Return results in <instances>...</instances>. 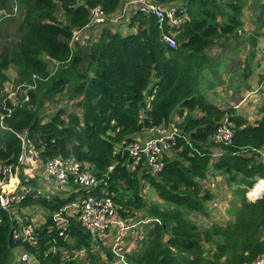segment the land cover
Here are the masks:
<instances>
[{"label": "trees", "instance_id": "trees-1", "mask_svg": "<svg viewBox=\"0 0 264 264\" xmlns=\"http://www.w3.org/2000/svg\"><path fill=\"white\" fill-rule=\"evenodd\" d=\"M11 1L0 0V13L10 10ZM124 1L20 0L27 7L19 17L16 33L7 34V25L2 22L0 111L6 113L1 93L11 67L16 69L20 85L37 78L36 89L28 91L29 103L17 107L5 120L11 130L0 128V165L15 163L20 156L23 143L18 135H27L42 160L75 158L87 165L98 179L106 181L104 193L124 210L142 211L161 221L149 230L140 253L130 256L133 264L253 263L264 255V197L250 203L246 195L258 178H264V164L256 151L264 149V108L260 107L261 118L254 124L230 108L234 140L229 146L218 145L213 138L226 112L197 87L211 68L218 73V68L224 67L219 54L208 53L216 44L221 43L226 50L233 39L240 43L248 40L253 61L257 40L264 44V7L257 12V6H252L253 11L246 13L252 0H171L188 13V20L176 31L175 49L161 40L158 21L142 14L130 22L122 21L116 31L104 28L97 32L96 42L88 40L70 47L73 30L89 23L93 8L101 6L107 14H114ZM61 11L64 22L57 16ZM121 25L127 30L120 32ZM235 44L233 54L239 50ZM50 64H54V72ZM251 67L243 80L247 81L257 66ZM212 80L215 82V77ZM53 104L57 105L54 115L48 119L41 116L42 108ZM176 112L179 117L187 112L180 124L185 138L178 140L173 158L165 156L164 170L157 176L142 168L130 171L128 155L117 147L131 143L146 129L167 123ZM215 152L222 154L215 158ZM208 175L217 181L227 180L220 191H232L233 217L224 227L214 224L200 231L190 216L206 214L207 203L219 188H207ZM146 186L155 190L161 204L142 197ZM97 192L103 191L99 188ZM61 195L50 201L33 200L34 195H30L16 207L22 215L38 203L47 210L50 218L37 231V246L14 241L18 222L0 206V264H10L17 247H24L41 264H86L51 251L64 247L71 258L73 251L90 250L93 244L77 219H71L69 239L60 237L56 229L50 232L49 227H55L51 215L73 201V196L64 199ZM204 242L217 247L211 258L206 257ZM104 262L100 255L91 254L87 264Z\"/></svg>", "mask_w": 264, "mask_h": 264}, {"label": "built area", "instance_id": "built-area-1", "mask_svg": "<svg viewBox=\"0 0 264 264\" xmlns=\"http://www.w3.org/2000/svg\"><path fill=\"white\" fill-rule=\"evenodd\" d=\"M19 4L13 8V14H16ZM145 17H154L158 22L161 30V40L170 48L178 47L176 40L177 30H179L188 20L187 9L184 6H176L171 0H126L122 2L119 9L114 14H107L101 6H97L91 10L90 20L83 28L73 30L70 39V47L74 48L76 44H86L88 40L94 42L99 40V34L102 29L114 26L115 29L122 21L130 22L131 19L138 15ZM127 17L128 20L124 18ZM166 28L170 29L171 35L165 33ZM98 32V33H97ZM264 42V38H263ZM36 76H33V83H24L13 90L12 93L3 99V109L6 113L0 111V128L5 131L11 129L5 125V120L11 116L17 107H23L29 103V90L36 89ZM263 85H257L255 93L261 92ZM20 94H22L20 96ZM252 94V93H250ZM248 95L244 101L250 96ZM243 101V102H244ZM242 102V101H241ZM241 104V103H240ZM233 107L225 106L223 111L225 115L219 123V127L214 135V142L218 145L229 146L232 144L235 136L234 124L231 121L230 108L239 110L241 105ZM10 105V106H9ZM9 106V107H8ZM187 112L183 117L178 116V112L174 113L173 118L176 122H167L158 127L146 129L147 138L140 141H134L127 145L122 154L128 152L130 171L135 172L142 168L145 171L157 176L165 167V156L174 153L177 141L185 138L180 124L184 121ZM171 119V120H172ZM18 137L22 140V152L15 163L2 162L0 165V206L10 215H15L14 219L18 222L17 229L13 232V239L16 242L28 243L29 245H38L37 231L41 226L48 222L49 214L47 210L40 206L33 205L27 209L24 214L17 212V205L26 201L30 195L49 196L47 200L61 195V198L68 199L73 196L72 203L67 204L58 213L51 215L52 222L56 227H49L50 232L55 229L60 237L69 239L71 219H77L81 222L86 232L91 236L93 244L90 250L85 248L73 251L70 258L69 253L64 247L51 249L53 253H66L68 260H81L86 264L89 262V256L100 255L104 260V264H133L128 255L124 239L133 230L140 229L141 226L152 228L156 224H161L157 218H151L145 212H130L127 218L120 214L123 209L112 196H109L104 190L107 188L105 180H100L87 165H81L75 158L63 159L61 157L42 160L40 151L27 140V135ZM260 161L264 164V149L256 150ZM222 153H214L217 158ZM40 163V167L36 163ZM38 166V167H36ZM40 168V169H39ZM112 169V167H111ZM38 170V171H37ZM52 180L53 184H44L45 188L38 187L40 180ZM36 180V183H32ZM13 181L14 184L12 183ZM217 179L213 176H207V188L214 186ZM101 188L102 193L97 190ZM217 186L213 188L215 191ZM218 188L216 191H219ZM154 194V195H153ZM147 195H153L151 198ZM264 195V178L258 179L256 184L247 193L248 201L255 202L257 198ZM143 198L151 203H162V200L153 191L148 188L144 189ZM212 210H216L220 206V200L213 198L208 201ZM205 217V213H193L192 215ZM191 215V216H192ZM190 216V221H192ZM197 226V225H196ZM206 225L203 224V227ZM143 238V237H142ZM141 238V239H142ZM144 241V239L142 240ZM129 250V249H128ZM108 254L111 260L108 259ZM17 258L16 264H41L39 259L31 254L24 247H17L14 253ZM244 264H264V255L253 263Z\"/></svg>", "mask_w": 264, "mask_h": 264}, {"label": "rangeland", "instance_id": "rangeland-1", "mask_svg": "<svg viewBox=\"0 0 264 264\" xmlns=\"http://www.w3.org/2000/svg\"><path fill=\"white\" fill-rule=\"evenodd\" d=\"M21 2H20V0L11 1L10 10H5V11H2L0 13V16L2 17V18L0 17L1 30L4 31V29H3L4 27L2 26V24L5 23L7 25L6 26V33L7 34L9 33V35H13L16 33L17 22L20 21L19 17H21V15H23L24 10L27 7V6H25L24 3H21ZM16 3L19 4L18 12L16 14H14V16H8V15H11L9 13L13 14V8L12 7H14V5ZM249 5H251V6L250 7L248 6L246 13H249V12L251 13V11H253L252 6H257V12H260L262 10V8L264 7L263 0H252V2H249ZM11 10H12V12H10ZM57 16H58V19L60 21L64 22V16H63L62 11L59 12L57 14ZM8 17H14V19H8V20H13V21L6 20ZM124 19L128 20L127 17H125ZM112 29H113L112 31H116L114 26L112 27ZM119 29H121L120 32H124L127 30V28H125L124 25H121ZM251 30H253V29L251 28ZM165 33L168 35H171L170 29L166 28ZM249 42L250 41H248V40L242 39V42L240 43L239 39H233L232 44H231L232 46L230 45L229 48L226 50H224L222 48L221 43L219 45H217V44L214 45L211 49L208 50V53L210 55H212V51H214L217 54H219L220 56H222V55L227 56L229 54V52L232 50V48L235 49V47H236L235 43H237L239 46V50H238L237 54H233V56L229 60L224 59L223 63H222V65L224 67L218 68V70L220 72H223L221 77L219 76L220 72L215 73L212 68L210 70V74H208V75L205 74L203 76V78L201 79V82H200L201 84L199 83V86L197 87V89H200V91L202 90L201 94L207 96V98L209 97L212 100V102L221 106V105H223L222 101L219 100L221 97V94L227 95V92L229 89H231V90L236 89L238 91V92H236L237 95L234 94L233 97H230V101L232 99L233 100L231 102H236L237 100H240V101L243 100L242 98L246 95V92L249 88L247 81L242 79L244 73L248 74L250 72V70L252 69V67H251L252 65L256 67L257 66L256 64H259L261 62L262 66L259 69H258L259 66L256 67L259 70V75H258V70L256 71L257 72L256 79H258V77L260 78L261 75H264V44L261 42L259 50H258V55L256 53L257 57L254 56V59L251 62V58H252L251 53H253V52H251V47H250ZM0 53H1V51H0ZM256 60H257V62H256ZM211 61H212V63H214L216 65L215 61H213V60H211ZM49 66H50L51 71L54 72V70H55L54 64H50ZM206 67H209V66L206 64ZM6 73L9 77V80L6 82L5 86L3 87V91L1 93V96L3 98L8 97L10 95V93L13 92L14 89H16L18 86H20V84L17 82L19 77H18L17 71L14 67H11ZM213 77H215V82L212 80ZM30 81H27V83H32ZM263 82H264V76H263ZM257 84L261 85L259 81L257 82ZM21 95L22 94H20V96ZM250 95H255V96L252 99L249 98V100L243 104V106L238 110V112L244 116L246 115V118L248 119L249 123L254 124L258 119L261 118L260 107L263 106V108H264V100H262V97L264 95L262 96L261 92L255 93V91H253V90H252V94H250ZM56 109H57V105H55V104L44 106L41 110V116L46 117V119H48L54 115ZM67 109H69V108H67ZM197 115H199V114L196 113V116ZM258 115L260 116V118ZM170 121L176 122V123L178 122L176 118H173ZM155 127H158V126H155ZM0 133H2V132H0ZM146 136H148V134L146 133V131H144L143 133H141L140 136L136 137L134 141L143 140L144 138H147ZM134 141H132V142H134ZM177 143H178V141H177ZM129 144L130 143L123 144L121 147H117V151L121 150V154H122L123 149ZM216 149H218V147H216ZM125 154L128 155V152H126ZM171 157L172 158L174 157L173 153H172ZM128 158H129V155H128ZM36 164L40 167V163L37 162ZM38 166H36V167H38ZM258 179H261V178H258ZM258 179L255 181L254 185L256 184ZM219 181H220V185H219ZM224 181H226V183H227V180L225 179V177L221 178L216 183H214V186L215 187L217 186L220 188V186L225 183ZM45 183L52 185L53 181L52 180L47 181V180L41 179L40 182L37 183V185L39 188L40 187L45 188V186H44ZM254 185H253V187H254ZM214 186H209L211 191H213ZM223 187H226V186L224 185ZM145 188H148L149 190H151L155 194H157L155 192V190H153L151 188V186H146ZM144 189H142V192H141L142 197L144 194ZM225 189H226V192H224L222 190V191H220V193H218L214 196V198H218L220 200V206L218 209L212 210L210 205L209 204L207 205V212L205 215L208 216V219L205 220V217L202 218L201 215H199L198 217L195 216V214L191 216V219H192L191 222L194 223L195 225H197V227L199 228L200 231L202 229L208 230L214 224H219V225L224 227L226 225V223L229 221V219L231 217H233L230 214L231 209H232V205H233L232 191H227L228 190L227 188H225ZM153 195H147L146 197L151 198ZM50 196L52 197V195H49L47 197L44 195H41V196L34 195L33 200L41 198V199H43V201H46L47 198ZM263 197H264V195L262 197L257 198V200H259ZM53 198H55V197H53ZM38 204L39 205H36V206H40L41 208H43L42 207L43 205L41 203H38ZM130 212L131 211L124 210V209L120 210V214L124 218H127ZM203 224L206 225L204 228H203ZM150 229L151 228H148L147 226H141L140 229L131 231V233H128V235L125 237L123 242H124V246H126L127 255L129 258H130V256L132 257L133 255L140 253V251L142 250V247H143L142 240L146 239V236H147ZM203 246L206 249L205 254H206V257H208V258H211L212 255L218 251L217 247L210 246L206 242L203 243ZM222 260L225 261V259H222ZM16 263H17V258H16V256H14L12 258V261L10 262V264H16Z\"/></svg>", "mask_w": 264, "mask_h": 264}, {"label": "crops", "instance_id": "crops-1", "mask_svg": "<svg viewBox=\"0 0 264 264\" xmlns=\"http://www.w3.org/2000/svg\"><path fill=\"white\" fill-rule=\"evenodd\" d=\"M260 44H261V40L259 39V40H257V47H256V49H257V55H258V50H259V47H260ZM215 54H216V52H215ZM233 56V53H232V51L231 52H229V54L227 55V56H225V55H222V56H220L221 58H223V59H225V60H229V59H231V57ZM257 57V56H256ZM256 62H257V60H256ZM257 66H259L258 67V69L262 66V63L260 62L259 64H257ZM257 68H254L253 70H252V73L249 75V78H248V80H247V84H248V90H247V92H246V95L244 96V97H247L248 96V93L249 92H251L252 90L254 91V89H255V87L258 85L257 84V82L259 81L260 82V79L262 78V76L263 75H261V77L259 78L258 77V79H256V76H257V70H258ZM258 75H259V70H258ZM236 92H238L236 89L235 90H231V89H229L228 90V92H227V95H223V94H221V97H220V101H222V104L223 105H221V106H219V107H221V108H223V107H225V105L226 106H228V107H233V106H236V105H239L240 103V105H241V107L243 106V104L244 103H246L248 100H249V98H254V96L255 95H252V96H250L246 101H244V100H242V102L240 101V100H237L236 102H231L230 101V97H233V95L234 94H236ZM241 93V92H240ZM237 95V94H236ZM243 97V98H244ZM242 98V99H243ZM240 101V102H239ZM244 101V102H243ZM239 102V103H238ZM258 103V102H257ZM256 103V104H257ZM223 106V107H222ZM240 107V108H241ZM251 109V108H250ZM246 116V115H245ZM259 116V115H258ZM246 118V117H245ZM259 118H260V116H259ZM259 120V119H258ZM146 137H148V136H146ZM220 191V190H219Z\"/></svg>", "mask_w": 264, "mask_h": 264}, {"label": "clouds", "instance_id": "clouds-1", "mask_svg": "<svg viewBox=\"0 0 264 264\" xmlns=\"http://www.w3.org/2000/svg\"><path fill=\"white\" fill-rule=\"evenodd\" d=\"M258 85H259V84H258ZM255 88H256V87H255ZM254 90H255V89H254ZM251 189H252V188H251ZM249 191H250V190H249ZM249 191H248V192H249ZM215 193H217V194H218V193H219V191H216ZM246 198H247V195H246ZM247 201H248V198H247ZM248 202H250V201H248ZM255 202H256V201H255ZM250 203H251V202H250Z\"/></svg>", "mask_w": 264, "mask_h": 264}, {"label": "bare ground", "instance_id": "bare-ground-1", "mask_svg": "<svg viewBox=\"0 0 264 264\" xmlns=\"http://www.w3.org/2000/svg\"><path fill=\"white\" fill-rule=\"evenodd\" d=\"M14 184V182H12Z\"/></svg>", "mask_w": 264, "mask_h": 264}, {"label": "water", "instance_id": "water-1", "mask_svg": "<svg viewBox=\"0 0 264 264\" xmlns=\"http://www.w3.org/2000/svg\"><path fill=\"white\" fill-rule=\"evenodd\" d=\"M158 24H159V22H158Z\"/></svg>", "mask_w": 264, "mask_h": 264}]
</instances>
